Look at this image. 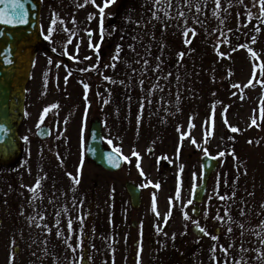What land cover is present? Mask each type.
<instances>
[{
    "label": "rangeland",
    "instance_id": "obj_1",
    "mask_svg": "<svg viewBox=\"0 0 264 264\" xmlns=\"http://www.w3.org/2000/svg\"><path fill=\"white\" fill-rule=\"evenodd\" d=\"M220 3L217 8L215 0H191L185 6L184 0L178 4L173 0L171 9L156 5L161 10L156 13L159 19H153L151 0H120L114 8L117 31L113 26L106 30L109 40L100 45L94 71L82 70L97 65L96 51L91 66L74 63L76 72L71 75L56 66L61 63L56 57L38 52L19 130L21 155L12 164L0 165V264H77L78 258L80 264H137L138 250L140 264H214L213 257L215 264H264L258 258V253L264 256V87L255 81L244 87L254 64L256 78L264 83V24L257 18L261 5L259 0ZM164 11L171 17L185 12L187 23L183 18H165ZM97 13L94 9L95 22ZM185 27L197 33L188 46L182 36ZM85 31L94 33V44L100 41L99 30ZM52 32L62 42V30ZM118 44L122 46L119 60L112 61ZM245 44L257 58L248 49L233 51ZM179 53H185L182 60ZM110 63L115 67L106 68ZM157 65L159 70L153 71ZM158 78L163 91L154 87ZM45 108L49 111L40 123ZM253 118L256 124L250 127ZM225 119L239 131L232 133ZM95 120L102 123L105 146L119 149L127 158L120 172L107 173L85 157ZM43 126L51 130L46 139L37 136ZM182 135L187 138L182 140ZM133 149L141 169L136 167ZM205 149L210 156L220 152L225 156L218 159L200 213L194 215L195 202L185 205L192 200L194 185L201 183ZM78 167L80 182L73 184L67 174L75 177ZM37 180L40 188L33 199L28 189ZM127 181L141 189L142 204L137 209L130 204ZM157 183L159 188L154 186ZM153 196L159 216L152 211ZM169 198L171 215L165 224ZM184 214L190 219L185 220ZM218 215L223 221L215 219ZM192 221L218 239L196 233ZM78 243L74 253L68 245L76 248Z\"/></svg>",
    "mask_w": 264,
    "mask_h": 264
},
{
    "label": "water",
    "instance_id": "obj_2",
    "mask_svg": "<svg viewBox=\"0 0 264 264\" xmlns=\"http://www.w3.org/2000/svg\"><path fill=\"white\" fill-rule=\"evenodd\" d=\"M26 12V22L23 24H0V127L6 134H0L4 144L0 146V165L14 163L21 155L22 144L19 130L25 116V101L27 85L37 51L40 47V0H21ZM7 5H0L6 9ZM89 138L85 147V156L89 161L110 172L120 171L124 158L104 144L103 126L99 120L91 123ZM40 139L50 136V129L42 127L37 131ZM111 158V159H109ZM118 164L119 166H114ZM220 162L213 156L204 155L201 158V183L194 188L192 200L196 203L193 211L198 215L199 204L204 202L209 182L216 172ZM127 190L134 207L141 203L140 190L132 183H127ZM194 230L199 233L194 227Z\"/></svg>",
    "mask_w": 264,
    "mask_h": 264
},
{
    "label": "snow or ice",
    "instance_id": "obj_3",
    "mask_svg": "<svg viewBox=\"0 0 264 264\" xmlns=\"http://www.w3.org/2000/svg\"><path fill=\"white\" fill-rule=\"evenodd\" d=\"M116 2H117V0H103L102 5H97L95 3V0H84V3L78 5V7H85L87 4H92L94 7L97 8L98 13H99L98 28H99V34H100V41L97 42L96 44H93L92 40H91V37L94 35V33L91 32V31H87L85 33L89 37V48L94 50V51H96V53H97V65L92 66L91 69H83L82 71H89V70H93L94 71L96 69V67H98L99 59H100V57H99V49H100V45L103 43L105 35H106L104 21H105L106 18H108V19H112L113 18L110 14L106 17L105 16V12H106V9H108L109 7L114 5ZM151 2L153 4V10H152V18L153 19H159V17L157 16L156 13L161 10V8H156L155 7L156 5H161L162 7H166L167 9H171L173 7V0H151ZM240 2L243 3V0H240ZM176 3L178 4L179 0H176ZM184 3H185V6H189L191 4V0H184ZM215 4H216L217 8H220V6H221L220 0H215ZM259 4L261 5V9H260V15L257 18L260 19V23L261 24H264V0H259ZM0 5H7L6 9H0V24H12V23L23 24V23L26 22V12L24 11V4L21 2V0H0ZM254 6H255V4H254ZM196 11L200 12V8L198 6L196 7ZM213 15H215V12H213ZM164 16L167 19L183 18L185 20V24L187 23V17H186L185 12H183V11H179L178 17H171V16H169V12L168 11H164ZM54 18H55V14H54ZM95 18L96 17H95L94 14H89V17H88L89 21H91L92 19H95ZM238 18H239V14H238ZM250 22H251V13H249V23ZM61 23H63V22H61ZM73 23H74V21H73ZM193 23H201L202 24V21L194 20ZM137 26H139V25H137ZM247 26H248L247 24L244 25V27H247ZM52 31H53L52 27H49L48 35H46L44 37L45 40L49 39V37L52 34ZM65 31L67 32L68 29H65ZM113 31H117L115 25H113ZM255 31L257 33L260 31L259 26H255ZM190 33H191V38H189V34ZM196 35H197V33L195 32V30L193 28L185 27V29L182 31V36L184 38L185 46L190 45L191 42H192V38H195ZM224 35H226V34H224ZM121 39H123V35L121 36ZM251 40H252L253 44L256 43V37L255 36H253L251 38ZM71 43H72V39L70 37L68 39V44H71ZM76 47H77V54H78L79 44H77ZM121 47L122 46L119 45V44L116 46V51H115L114 55L111 57L112 61H118L119 60ZM217 47H218V45H217ZM130 48H131V46H130ZM240 48L248 49L249 52H250V55L253 58H257V53H255L254 51L249 49V46L247 44L239 45L236 48H234L233 51H238V50H240ZM52 51L55 52L56 49L53 48ZM65 55H67V53H65ZM184 55H185V53H179L178 54V60H182ZM218 55L222 56L223 54L218 53ZM73 58L74 57L69 56V59H73ZM224 58H227V57H224ZM85 59H91V58L90 57H85ZM157 60H159V57H157ZM49 62L51 63V61H49ZM136 63H140V61L137 60ZM144 64L147 65V61L146 60L144 61ZM56 66L59 67L60 65L57 64ZM105 67L106 68L107 67L114 68L115 64L110 63L108 65H105ZM158 70H159V65H157V68L153 69V71H158ZM133 71H135V70H133ZM256 74H257V66L254 64L253 65L252 78L249 80L248 84L244 85V87H251L253 85V81H255L258 84H261V86L264 87V83H262L260 80H258L256 78ZM69 75H71L70 70H69ZM261 75H264V69L261 70ZM168 76H171V73H169ZM163 78L167 79L168 77L165 76ZM67 79H68V77L66 76L65 77V82L66 83H67ZM105 79H109V78L105 77ZM139 84L141 86H143L144 81L140 80ZM154 87L155 88H160L159 78H158L157 84L154 85ZM231 87L238 89L241 86L239 84H233V85H231ZM84 89H85V99H87V91H88V85L87 84H84ZM160 90L163 91L162 88H160ZM151 94H152V89H149L148 95L151 96ZM233 95H235V93H233ZM241 99H243V96H241ZM107 102L108 101H105V103H107ZM151 102L152 101L149 99L148 103L150 104ZM143 107H144V101L142 99L141 100V111L143 110ZM48 111H49L48 108H45L43 110V113L41 114V117H40V123L43 122L44 116L48 113ZM210 120H214V115L210 117ZM40 123L37 124L38 128L40 127ZM138 123H139V116H138ZM208 123H209V121H205V127H207ZM225 124H226V126L229 127V130L232 133H237L239 131V129H237L236 127H232V126L228 125L226 119H225ZM255 124H256V120L253 118L252 122L250 124V127L255 125ZM192 126L193 125L191 124V120H190L189 127L191 128ZM6 131L7 130L4 127H0V134H6ZM178 131H179V129H178ZM186 138H187L186 135H182L181 136L182 140L186 139ZM25 139H27V138H25ZM207 139H208V134L206 132V134H205V143H207ZM109 143H111V141H109ZM192 143L196 144V141L192 140ZM248 143L251 144V143H253V141H248ZM3 144H4V140L2 138H0V146H2ZM148 151L151 152V149H149ZM179 151H180V146L178 145L177 154H179ZM204 151H205V155L207 156V150L205 149ZM113 152L114 153H119V149H113ZM228 154L233 155V157L235 158L234 153L230 152ZM132 156L136 157V159H137L136 167L138 169H141V165H140V162H139L140 157H139V154L135 151V149H133V151H132ZM224 156H225V152H220V153H218V156L217 157H213V159H219V158L224 157ZM109 159H111V158H109ZM124 159H127V158H124ZM157 159H158V162H159V159H161V158H157ZM164 159H166V157H164ZM114 166L118 167L119 165L115 164ZM182 167L183 166H181V169H182ZM79 174H80V168L78 167L77 168V175L75 177H73L70 173H68L67 175H69V177L72 180L73 184H79V182H80ZM140 174L142 176L144 175L142 170H141ZM194 180H195V174H194ZM154 186L156 188H159V184L158 183L155 184ZM39 188H40V182H39V180H37V183L33 187L28 189L29 192L34 194L33 199H35L36 195H38V189ZM194 188H195V185H194ZM178 199H179V188L177 190V200ZM220 199L224 200V199H227V197L221 196ZM169 204H170L169 212L164 217L165 224L167 223V220H168L169 216L171 215L172 198H169ZM191 204H192V200L189 199L187 201V205H185V207L188 206V205H191ZM261 207H264V205H261ZM152 211L154 213H156L157 216H159V214L157 213V209H156L155 196H153ZM193 211H195V209ZM205 215L207 216V213H205ZM241 215H243V212H241ZM224 216H228V212L227 211H225ZM43 218L44 217L41 216V219H43ZM31 219L34 221L35 217H32ZM184 219L185 220H189L190 218L188 217L187 214H184ZM215 219L223 221V217H220L219 215L217 217H215ZM82 222L83 221L81 219V223ZM72 223H73L72 220L69 219V221H68L69 239L71 238V233H72ZM192 223L196 226V229H197V231L199 233H202L205 236H210V234L205 230V228H203V227H201L199 225L198 221H192ZM262 225H264V222H262ZM36 226L40 227L39 224H37ZM44 227L47 228V225H44ZM240 227L242 228L243 225H240ZM159 231H162V228H158V232ZM231 231H232V229L229 227L228 228V232L231 233ZM60 235H61V233L57 232V236H60ZM173 239H174V236H173ZM210 239H212L213 241H216L218 239V237L217 236H210ZM65 242L67 243V241H65ZM68 247L71 248L72 251L75 253L77 251V249L79 248V243L77 244L76 248H72V245H70V244L68 245ZM215 250H216V248H215V245H214L213 248L211 249V251L215 252ZM221 251H224L225 253H227V249L221 248ZM244 251H248V250L244 249ZM139 256H140V251L138 250V253H137V264H140ZM258 258L261 259V260H264V256L259 255V253H258ZM213 261H214V264H215V257H213ZM77 264H80V259L79 258L77 260Z\"/></svg>",
    "mask_w": 264,
    "mask_h": 264
},
{
    "label": "flooded vegetation",
    "instance_id": "obj_4",
    "mask_svg": "<svg viewBox=\"0 0 264 264\" xmlns=\"http://www.w3.org/2000/svg\"><path fill=\"white\" fill-rule=\"evenodd\" d=\"M40 2H41V15H40L41 43L37 51L36 57L39 54L38 52L40 53L43 52L45 54L53 55L54 57H56L58 60L61 61L60 66L65 69L66 73H69V70L70 72H76V69L73 68L74 67L73 65H75L74 63H77L76 67L91 66L93 63L94 50L89 48V37L85 34L87 32L85 30H99L98 28L99 13H97L96 22L93 21V19L91 21H89L88 19L89 14H94V9H97V8L94 7L92 4H87L85 7H78L79 4L84 3V0H40ZM102 2L103 0H95V3L97 5H102ZM118 2H120V0H117V2L114 5L106 9L105 16H108L110 14L113 18L112 19L107 18V22L105 19L104 21L105 30H112L111 26H113L116 22V13L114 11V8L116 5H118ZM54 14H55V18H54ZM117 17L119 18L121 17V10H119ZM49 27H52L53 30H62V42L57 41V38L54 32H52L48 40L44 39V37L48 35ZM65 29H68V31L66 32ZM53 35L55 36V39ZM106 36L107 34L105 35V37ZM70 37L72 39V43L68 44V39ZM91 40H92V43L94 44V35L91 37ZM107 40L109 39L104 38V41L102 44H105ZM77 44H79L78 54H77V47H76ZM56 46L58 47L59 51L53 52L52 49L55 48ZM65 53H67V55H65ZM69 56H72L74 58L69 59ZM85 57H90L91 59H85ZM43 127H47V126H43ZM50 133H51V130H50ZM89 162L97 166L94 162L92 161H89ZM124 166H125V163L122 169L124 168ZM97 167L101 168L103 171L107 173H117L122 170L121 169L120 171H117V172H110L100 166H97ZM127 183H132V184L134 183L127 181L125 183V189L130 198L131 206L137 209L142 204L141 189L136 184H134L137 188H139L140 196H141V203L139 207L136 208L132 205L131 197L127 190ZM194 207H193V210H194ZM136 225L137 224L134 222L133 226L136 227Z\"/></svg>",
    "mask_w": 264,
    "mask_h": 264
}]
</instances>
